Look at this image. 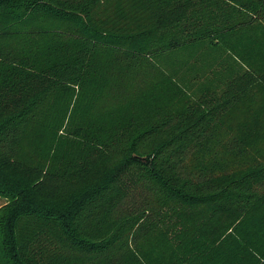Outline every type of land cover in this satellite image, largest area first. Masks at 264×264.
<instances>
[{
    "label": "trees",
    "instance_id": "trees-1",
    "mask_svg": "<svg viewBox=\"0 0 264 264\" xmlns=\"http://www.w3.org/2000/svg\"><path fill=\"white\" fill-rule=\"evenodd\" d=\"M0 264H264V0H0Z\"/></svg>",
    "mask_w": 264,
    "mask_h": 264
},
{
    "label": "rangeland",
    "instance_id": "rangeland-1",
    "mask_svg": "<svg viewBox=\"0 0 264 264\" xmlns=\"http://www.w3.org/2000/svg\"><path fill=\"white\" fill-rule=\"evenodd\" d=\"M5 202V199L0 197V205L3 204Z\"/></svg>",
    "mask_w": 264,
    "mask_h": 264
}]
</instances>
